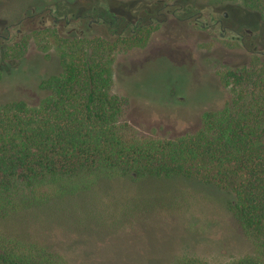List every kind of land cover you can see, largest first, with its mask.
Wrapping results in <instances>:
<instances>
[{
	"label": "rangeland",
	"instance_id": "obj_1",
	"mask_svg": "<svg viewBox=\"0 0 264 264\" xmlns=\"http://www.w3.org/2000/svg\"><path fill=\"white\" fill-rule=\"evenodd\" d=\"M104 3L122 17L117 33L149 24L158 7L171 4L152 23L147 45L115 54L113 90L127 98L119 123L132 137L174 140L194 133L203 112L229 96L219 72L255 54L264 59V25L243 0H0V44L43 27L75 35L69 29L80 24L65 23L72 14L84 15L80 30L111 35L114 26L88 23L96 15L111 19ZM212 16L224 26H211ZM229 26L246 36L245 46ZM3 67L0 104H38L45 96L40 81L61 70L56 47L42 51L35 40L24 59ZM230 189L182 179L105 180L79 197L21 212L0 222V230L62 251L70 264H175L184 256L230 264L254 251L227 208Z\"/></svg>",
	"mask_w": 264,
	"mask_h": 264
},
{
	"label": "trees",
	"instance_id": "obj_2",
	"mask_svg": "<svg viewBox=\"0 0 264 264\" xmlns=\"http://www.w3.org/2000/svg\"><path fill=\"white\" fill-rule=\"evenodd\" d=\"M243 3L264 25V0ZM133 28L107 36L90 27L75 35L43 27L0 44V84L3 63L24 59L32 40L42 51L55 46L61 65L40 81L45 96L38 104H0V222L79 197L105 180L182 179L232 188L227 208L254 251L230 264H264V59L255 54L219 72L229 96L203 112L194 133L174 140L135 138L119 123L127 98L113 90L115 54L147 45L156 27ZM0 264L70 262L45 243L0 230ZM175 264L210 263L184 256Z\"/></svg>",
	"mask_w": 264,
	"mask_h": 264
},
{
	"label": "flooded vegetation",
	"instance_id": "obj_3",
	"mask_svg": "<svg viewBox=\"0 0 264 264\" xmlns=\"http://www.w3.org/2000/svg\"><path fill=\"white\" fill-rule=\"evenodd\" d=\"M171 4H168V3H164L163 4V6L162 7H158L157 9H156V11H155V13H156V16H155V18H152L150 21L151 22H149L150 24L151 23H153V22H158V21H160V17L162 16V12H163V10L165 9V8H168L167 6H170ZM105 10L107 13H108V15H112L111 16V19H108L109 18V16H104V15H96V19L95 20H92V21H89L88 23H89V26H91V24H92V22H96V23H102V24H106V23H108V25L109 26H114V25H117V24H119L120 22L119 21H117L115 24H112L113 23V20H115V19H118L119 18V15H116L113 11H114V8H110V7H105V3L103 4V6H102V10ZM167 12H169L168 11V9H167ZM197 15V14H196ZM200 15V14H199ZM84 15H75V14H72V17L71 18H69L68 20H66L65 21V23H67L68 25H70L71 23H75V22H78L80 25L79 26H77V25H75V27H73L72 29H69L70 31H72V30H74V32L76 31V33H78L79 31H78V29H79V27H81V25H82V23H81V21H82V17H83ZM198 16V15H197ZM66 17H67V15H66ZM65 17V18H66ZM200 16H198V18H199ZM224 17L225 18H228L229 17V13L228 12H224ZM122 20V19H121ZM211 21H212V23H211V26H214V25H217V24H221L222 25V27L224 26L223 25V21H222V19H220V18H217V17H215V16H212V18H211ZM142 24V23H144V22H142V21H139V22H137V23H133V27L134 26H136V25H138V24ZM88 27V26H87ZM115 27V26H114ZM227 27V26H226ZM225 27V28H226ZM228 29H230V30H233L234 32H236L237 33V35H233L232 36V38H233V40L234 39H238V40H240L241 42H242V44L245 46V43H246V36L245 35H243V34H241V32H238V29H236L235 27H232V26H229V28ZM80 30V29H79ZM115 33H117L118 31V29L115 27ZM133 30H135L134 28H133ZM247 32H249L250 34L249 35H252L251 33H252V31L251 30H248Z\"/></svg>",
	"mask_w": 264,
	"mask_h": 264
}]
</instances>
